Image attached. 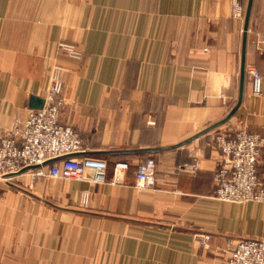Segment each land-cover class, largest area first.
I'll use <instances>...</instances> for the list:
<instances>
[{"label": "crops", "instance_id": "1", "mask_svg": "<svg viewBox=\"0 0 264 264\" xmlns=\"http://www.w3.org/2000/svg\"><path fill=\"white\" fill-rule=\"evenodd\" d=\"M239 2L240 17L234 0H0V136L24 121L31 97L43 99L58 62L60 121L79 133L80 155L109 166L102 184L50 176L49 166L0 178V264H224L238 241L264 239V202L213 197L215 135L264 136V0ZM59 42L82 58H66ZM148 158L155 185L137 188ZM121 160L130 168L112 184ZM258 173L264 184V152Z\"/></svg>", "mask_w": 264, "mask_h": 264}, {"label": "built area", "instance_id": "2", "mask_svg": "<svg viewBox=\"0 0 264 264\" xmlns=\"http://www.w3.org/2000/svg\"><path fill=\"white\" fill-rule=\"evenodd\" d=\"M243 6L234 0L233 13L240 17ZM58 49L66 58L78 61L82 58L79 48L67 42H59ZM67 71L63 64L55 62L50 68L49 84L43 105L30 109L23 122H13L0 136V178L19 175L23 170L35 168L36 174H47L65 180L102 184L108 181L106 160L80 155L84 152L79 133L60 121L64 106L62 76ZM252 92L261 95L262 77L253 67L247 68ZM214 144L221 154V162L214 173L213 197L222 202L243 204L264 202V184L258 173L259 160L264 152V136L247 129L223 130L214 137ZM52 161L43 166L44 163ZM130 168L126 161H117L112 168V184H122ZM195 172L197 162L187 165ZM29 170V169H28ZM157 176L154 158H148L136 166L135 186L150 188ZM89 193L83 192L81 203L88 204ZM209 235L198 236L205 246ZM224 264H264V239L238 241L230 250Z\"/></svg>", "mask_w": 264, "mask_h": 264}, {"label": "water", "instance_id": "3", "mask_svg": "<svg viewBox=\"0 0 264 264\" xmlns=\"http://www.w3.org/2000/svg\"><path fill=\"white\" fill-rule=\"evenodd\" d=\"M249 9H250V3L248 5V9H247V14H246V21H245V26H244V33H243V40L245 41V38H246V32H247V22H248V15H249ZM243 69H244V48H243V54H242V76H243ZM31 108L32 109H39L42 107L43 105V99H36L35 97H31V104H30ZM237 107V106H236ZM236 108H234L223 120L217 122L216 124H213L212 126L208 127L206 130H204L202 133L204 132H207L217 126H220L222 124H224L232 115L233 113L235 112ZM200 134L196 135L195 137L199 136ZM52 161H49V162H46L43 164V166L51 163ZM35 168H38V166H33V167H30V168H27L25 170H23L22 172L28 170V169H35ZM22 172H20L19 174H21Z\"/></svg>", "mask_w": 264, "mask_h": 264}, {"label": "rangeland", "instance_id": "4", "mask_svg": "<svg viewBox=\"0 0 264 264\" xmlns=\"http://www.w3.org/2000/svg\"><path fill=\"white\" fill-rule=\"evenodd\" d=\"M220 128V127H219ZM222 128V127H221ZM220 130H222V129H220ZM219 132H223V130L222 131H219Z\"/></svg>", "mask_w": 264, "mask_h": 264}]
</instances>
